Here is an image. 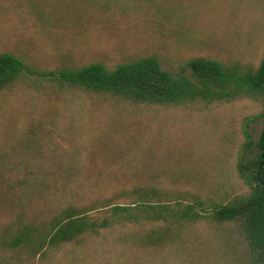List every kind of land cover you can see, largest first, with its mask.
I'll return each instance as SVG.
<instances>
[{
    "label": "trees",
    "instance_id": "obj_1",
    "mask_svg": "<svg viewBox=\"0 0 264 264\" xmlns=\"http://www.w3.org/2000/svg\"><path fill=\"white\" fill-rule=\"evenodd\" d=\"M206 1L244 15L235 0L197 4ZM172 2L188 21L196 0H155V17ZM187 64L195 79L164 69L157 56L37 71L81 110L88 100L95 109H176L248 99L259 111L244 117L240 134L219 129L216 150L193 149L187 165L166 160L176 150L157 138L140 143L117 128H99L93 140L80 123L0 135V264H212L208 238L221 264H264V126L258 139L250 129L264 118V49L257 63ZM31 74L23 58L0 52V99Z\"/></svg>",
    "mask_w": 264,
    "mask_h": 264
},
{
    "label": "rangeland",
    "instance_id": "obj_2",
    "mask_svg": "<svg viewBox=\"0 0 264 264\" xmlns=\"http://www.w3.org/2000/svg\"><path fill=\"white\" fill-rule=\"evenodd\" d=\"M235 1L244 7V15L238 18L228 17L222 3L212 11L207 1L199 6L196 0L188 7L191 14L185 22L187 15L176 11L175 2L164 7L171 12H156L155 17L159 6L155 0H0V52L15 53L36 73L1 97L0 135L4 138L6 132L21 133V128L80 123L92 140L98 137L92 134H99V128L120 129L121 133L137 136L140 143L158 139L159 144L176 150L166 160L179 159L185 165L192 161L193 149L211 155L216 150L219 129L240 134L244 117L259 111L257 104L245 99L224 106L193 104L168 109L122 103L114 109L104 103L97 110L88 100V107L81 110L63 100L74 97L72 93L61 97L50 81L37 79V71L95 62L116 66L157 56L164 69L195 79L194 69L187 63L196 58L226 64L257 63L263 54L264 38L260 40L252 33L264 32V0ZM158 20L164 23L161 28L155 24ZM75 112L78 114L73 115ZM263 126L264 118L251 123L256 139ZM131 137L127 135L126 140ZM207 249L208 261L221 264L210 238Z\"/></svg>",
    "mask_w": 264,
    "mask_h": 264
},
{
    "label": "water",
    "instance_id": "obj_3",
    "mask_svg": "<svg viewBox=\"0 0 264 264\" xmlns=\"http://www.w3.org/2000/svg\"><path fill=\"white\" fill-rule=\"evenodd\" d=\"M262 166V165H261Z\"/></svg>",
    "mask_w": 264,
    "mask_h": 264
}]
</instances>
